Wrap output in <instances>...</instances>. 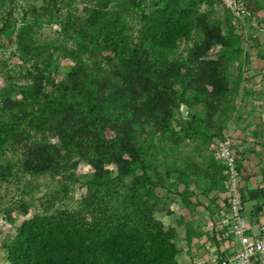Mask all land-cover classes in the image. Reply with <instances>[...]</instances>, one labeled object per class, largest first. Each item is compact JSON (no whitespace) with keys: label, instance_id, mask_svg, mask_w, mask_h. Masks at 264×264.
<instances>
[{"label":"trees","instance_id":"1","mask_svg":"<svg viewBox=\"0 0 264 264\" xmlns=\"http://www.w3.org/2000/svg\"><path fill=\"white\" fill-rule=\"evenodd\" d=\"M197 1L208 7L213 3L153 0L150 10L144 13L143 0L136 2L139 27L133 44L120 12L134 0L120 3V11L105 6L83 8L82 18L76 22L69 19L65 25L86 42L77 48L62 49L60 55L72 64L63 66L61 72L56 65L48 67V55L42 58L48 67L47 75L62 74L59 83L51 79V89L41 88L44 76L40 72L32 74V82L21 98L10 99L0 89V97L6 101L4 107H31L24 130H18L16 135L31 130L57 139L56 145L33 141L23 153L22 169L32 175L51 171L57 163L56 154L62 150L91 167L83 204L87 207L88 202L94 201L82 214L51 212L22 220L14 235L2 244L7 264H176V250L158 222L137 212L139 199L134 192L138 187L149 186L150 181L144 171L140 175L133 173L135 165L143 170L135 134L139 125L158 120L166 100L172 96L173 86L178 87L180 103L187 108L196 103L207 105L204 84L209 85L215 101L227 100L229 91L220 73L224 60H207L205 55L212 47L232 49L236 39L232 29L238 24L230 21V16L226 32L222 33L206 13L192 8ZM177 42H182V50L162 68L160 61H165ZM15 43L25 53L37 52L20 31L15 34ZM88 44H101L115 62L102 68L99 61L88 62L89 56L83 61L80 53ZM148 49H155V58H148ZM16 119L11 115L0 120V145L13 136ZM196 119L190 115L185 128H190ZM215 133L210 141L223 135ZM107 164L115 166V176H110V170L104 167ZM240 166L237 160L239 169ZM6 169L0 165V178ZM216 171L219 191L209 210L221 192L223 174L217 162ZM127 175L132 176V184L122 190L119 212L106 210L105 201L99 204L100 193L107 190L110 182ZM240 198L241 202L253 201L261 207L264 184L246 196L240 192Z\"/></svg>","mask_w":264,"mask_h":264},{"label":"rangeland","instance_id":"2","mask_svg":"<svg viewBox=\"0 0 264 264\" xmlns=\"http://www.w3.org/2000/svg\"><path fill=\"white\" fill-rule=\"evenodd\" d=\"M124 1L128 0H0V89L6 91L10 99L21 98L32 82V74L40 72L44 76L41 88L51 89V79L53 83H59L62 74L47 75V68L56 65L64 72L62 67L70 66L72 62L60 55L62 49L86 44L71 27L65 26L66 21L82 18L83 8L105 6L120 11L119 4ZM152 1L143 0L144 13L150 10ZM245 1L251 2L254 9L232 29L236 36L232 49L212 47L205 55L207 60H224L220 73L224 87L229 91L227 100L224 102L219 98L215 101L209 85L204 84L207 105L185 106V115L182 116L180 108L184 104L178 98V87L173 86L172 96L166 100L158 120L139 125L135 134L143 170L135 165L133 173L140 175L144 171L150 181L149 186L138 187L134 192L139 199L137 212L158 222L176 250V264H194V258L198 261L205 254L207 214L219 191L210 137L216 134L215 131L218 135H232L242 126L246 129L245 116H252L253 120L264 113V0ZM136 2L139 0H134L120 12L131 44L136 40L139 27L138 10L134 11ZM192 8L197 13H206L219 25L222 33L226 32L230 15L214 3L208 7L205 2L197 1ZM18 31L37 52L28 54L17 47L15 34ZM182 47V42H177L165 61H160L161 67L165 68ZM83 50L84 53H80L83 61L89 56L88 62L99 61L102 68H109L115 62L101 44H88ZM148 50V58H155V49ZM45 55H48V67L42 61ZM4 104L6 101L0 97V120L14 115L18 123H15L13 136L0 145V165L7 168L0 178V264H7L2 244L14 235L22 220L33 214L51 212L80 211L82 214L94 202H88L87 207L83 204L91 167L62 150L56 154L57 163L51 171L32 175L22 169L23 153L33 141L56 145L57 139L51 134L41 135L31 130L16 135L18 130H24L31 107L26 104L24 108L9 109ZM190 115L197 119L192 121L190 128H185ZM104 167L110 170V176L116 175L113 164ZM259 170L264 174V161L260 162ZM250 176V172L241 176L239 189L243 196L247 195L243 184ZM130 184L131 175L110 182L107 190L100 193L99 204L105 201L106 210L119 212L122 190Z\"/></svg>","mask_w":264,"mask_h":264},{"label":"built area","instance_id":"3","mask_svg":"<svg viewBox=\"0 0 264 264\" xmlns=\"http://www.w3.org/2000/svg\"><path fill=\"white\" fill-rule=\"evenodd\" d=\"M238 25L253 9L245 0H212ZM212 155L222 167L221 192L207 214L204 242L206 258L200 264H264V222L252 223L244 215L240 198L242 171L229 134L212 138Z\"/></svg>","mask_w":264,"mask_h":264},{"label":"crops","instance_id":"4","mask_svg":"<svg viewBox=\"0 0 264 264\" xmlns=\"http://www.w3.org/2000/svg\"><path fill=\"white\" fill-rule=\"evenodd\" d=\"M253 102H255V100H253ZM245 117L244 122L246 124V129L245 126H242L241 129L239 128L235 130L232 135H229L232 137L236 148L238 160L241 164L240 170L242 171V176L245 172L247 174L249 172L251 173V181H249L250 178H246L243 184V186L246 187L245 190L249 192L264 184V174L259 170L260 162L264 161V113H260L259 116L253 120H251L252 116ZM246 156L248 160L246 159ZM245 204L247 205L246 208ZM242 205L244 215L250 222H264V204L259 207L253 201H243ZM205 258L206 254L201 258H198V261L194 258V264L202 263Z\"/></svg>","mask_w":264,"mask_h":264},{"label":"water","instance_id":"5","mask_svg":"<svg viewBox=\"0 0 264 264\" xmlns=\"http://www.w3.org/2000/svg\"><path fill=\"white\" fill-rule=\"evenodd\" d=\"M185 105H183V106H181V108H180V114L183 116V115H185Z\"/></svg>","mask_w":264,"mask_h":264}]
</instances>
